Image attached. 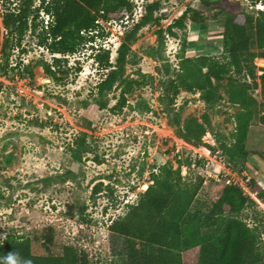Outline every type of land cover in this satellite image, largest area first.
Wrapping results in <instances>:
<instances>
[{"label":"rangeland","instance_id":"1","mask_svg":"<svg viewBox=\"0 0 264 264\" xmlns=\"http://www.w3.org/2000/svg\"><path fill=\"white\" fill-rule=\"evenodd\" d=\"M131 1L122 18L100 19L94 30L82 31L84 40L74 53L52 54L43 43L51 16L39 7L41 0L34 1L20 38L3 22L18 0H0V244L13 232L29 237L35 254H45L52 239L53 252L72 244L88 252L90 264H126L123 238L108 225L126 213L164 164L179 165L185 181L204 178L196 207L207 209L219 192L208 174L221 170L216 151L228 161L221 146L233 142L239 108L224 85L228 79L245 82L261 102L264 59L241 62L240 72L232 70L221 80L214 101L197 89L180 88L172 95L169 81L177 76L183 46L186 56L223 59L219 6L255 14L264 0H162L157 21L139 30L116 82L99 93L96 86L109 68H102L95 54L109 50L114 64L123 33L153 0ZM249 50L264 51L254 39ZM55 56L61 61L55 63ZM122 96L125 103L115 108ZM98 101L105 105L98 108ZM188 116L208 120L201 145L176 135L177 120L182 124ZM206 144L214 149L211 154ZM245 152L246 158L232 164L264 192V125L257 116L249 124ZM251 193L255 204L240 216L262 232L264 245V193L262 199Z\"/></svg>","mask_w":264,"mask_h":264},{"label":"trees","instance_id":"2","mask_svg":"<svg viewBox=\"0 0 264 264\" xmlns=\"http://www.w3.org/2000/svg\"><path fill=\"white\" fill-rule=\"evenodd\" d=\"M34 1L18 0L15 8L7 9L4 14V27L18 38L28 29V16ZM161 1L146 3L144 14L125 30L114 64L110 61L109 50H99L101 52L95 54L100 66L109 68L107 75L96 86L99 93L110 89L116 82L139 30L157 21L155 12L160 9ZM262 5V9L255 14L219 6L223 17L220 27L223 59L207 54L186 56L183 46L178 55L177 76L169 81L172 95H176L180 88L197 89L209 101H214L221 80L232 70L240 72L241 62L252 61L257 56L264 59V51L256 54L249 50L252 39L258 49H264V1ZM39 7L51 16L43 31V43L48 44L47 48L52 54H66L74 53L84 40L82 31L94 30L100 19L122 18L121 12L131 11L132 1L41 0ZM36 15H33V19ZM7 57L8 53L4 52L3 58L6 60ZM53 60L55 63L61 61L56 56ZM259 70L261 102L248 93L245 82L228 79L224 85L229 101L239 107L234 116L236 127L233 142L221 146L231 164L246 158L245 140L251 120L257 116L264 125V66H260ZM124 103L122 96L115 108ZM104 105L99 101L96 104L98 108ZM207 123V118L200 121L195 116H188L182 124L177 120L176 135L186 143L201 145ZM77 144L80 146L82 143ZM206 146L214 150L211 145ZM203 181L199 174L195 182L185 181L179 165L176 168L170 164L161 167L160 173L154 175L153 183L139 195L137 201L129 204L126 213L108 225L110 232L123 238L126 264H264L262 232L250 227L240 216L247 205L255 204L254 199L240 186L221 180L216 182L219 192L204 210L194 205ZM248 185L262 199L264 192L261 186L253 180ZM49 243H52V239L45 244V254H35L29 237L11 232L0 244V264H90L85 249L62 244L57 252H53Z\"/></svg>","mask_w":264,"mask_h":264},{"label":"built area","instance_id":"3","mask_svg":"<svg viewBox=\"0 0 264 264\" xmlns=\"http://www.w3.org/2000/svg\"><path fill=\"white\" fill-rule=\"evenodd\" d=\"M207 153L211 154V151L208 148H204ZM214 162H216L221 168L215 174H208L214 181H221L224 180L227 184H235L240 186L251 198L254 197V194L251 193L250 188L246 180L244 179V172L242 170L236 169L230 162H228L224 156L220 155L218 151L213 155ZM216 156V157H215ZM241 173V174H240ZM242 175L241 178L238 177ZM252 195V196H251Z\"/></svg>","mask_w":264,"mask_h":264}]
</instances>
